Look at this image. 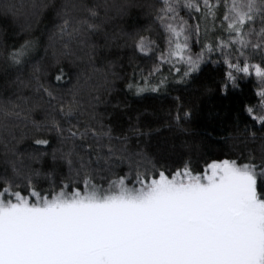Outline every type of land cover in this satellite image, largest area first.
I'll list each match as a JSON object with an SVG mask.
<instances>
[{"label": "snow or ice", "instance_id": "snow-or-ice-1", "mask_svg": "<svg viewBox=\"0 0 264 264\" xmlns=\"http://www.w3.org/2000/svg\"><path fill=\"white\" fill-rule=\"evenodd\" d=\"M0 264H264V0H0Z\"/></svg>", "mask_w": 264, "mask_h": 264}, {"label": "trees", "instance_id": "trees-1", "mask_svg": "<svg viewBox=\"0 0 264 264\" xmlns=\"http://www.w3.org/2000/svg\"><path fill=\"white\" fill-rule=\"evenodd\" d=\"M41 27H43V26H41ZM226 103V102H225ZM204 111L206 112L207 111V109H204ZM224 110L223 109H221V112H223ZM200 119H202V117H198L197 118V120H200ZM194 127H196V128H199V124L198 123H194V125H193ZM222 134V133H221ZM213 158H216L215 156H213Z\"/></svg>", "mask_w": 264, "mask_h": 264}]
</instances>
